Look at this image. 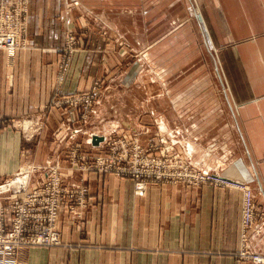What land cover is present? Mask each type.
I'll return each instance as SVG.
<instances>
[{"label":"crops","instance_id":"0c3cea01","mask_svg":"<svg viewBox=\"0 0 264 264\" xmlns=\"http://www.w3.org/2000/svg\"><path fill=\"white\" fill-rule=\"evenodd\" d=\"M126 1L125 8L132 9L136 2L141 14V26L136 29L142 30L143 43L149 45L146 59L151 61L155 55L165 68L171 59L177 65L184 63V57L199 58L198 68L192 66L193 73L205 75L200 89L210 90L208 97L216 103L213 107L218 105V83L226 93L228 106L201 118L183 112L190 105L183 98L185 94L173 101V107L182 123L205 122L198 128L201 132L223 126L230 139L231 132L238 133L240 148L229 144L209 149L206 139L199 137L195 145L184 133L180 150L209 166L221 162L220 154L230 152L233 159L241 152L245 160L243 178L259 184L262 201L257 199V204L264 209V0H156L155 5L148 0ZM60 10V0H31L30 46L14 56L0 51V180L30 164L59 163L67 180L78 182L83 176L91 191L90 203L81 225L69 214L60 220L64 241L74 246H31L20 253V264H264L253 256L240 255L244 249V194L239 189L210 185L193 189L169 183L152 187L147 196L136 197L132 194L134 181L129 178L107 172L83 173L72 166L67 147L70 142L80 141L88 152L101 150L99 146L92 148L85 125L76 135L72 130L64 133L76 125L70 107L45 109L54 96ZM165 11L183 13L186 21L172 32L164 27ZM134 22L132 19L131 30L135 29ZM146 35L152 38L146 40ZM90 80V73H85L79 83L75 70H71L64 89L73 92L76 85L84 87ZM196 98L191 101L198 107ZM102 106L104 110L106 106ZM149 112L152 123L157 111ZM99 116L102 123L110 122L105 115ZM163 117L158 121L166 126L171 120L168 113ZM42 119L44 131L38 136V121ZM112 121L128 127V120ZM59 126L66 128L55 133ZM104 137L106 141L107 135ZM251 239V248L264 254V230Z\"/></svg>","mask_w":264,"mask_h":264},{"label":"rangeland","instance_id":"374dc122","mask_svg":"<svg viewBox=\"0 0 264 264\" xmlns=\"http://www.w3.org/2000/svg\"><path fill=\"white\" fill-rule=\"evenodd\" d=\"M30 1L27 0L26 6L25 38L27 40V47L30 46L28 36ZM148 1L149 4L155 5L156 3V0ZM63 2L66 3L63 4ZM126 4V0H91L90 2L85 0H60L61 39L55 45V49H57V53L59 54L55 69L57 74L53 82L54 96L45 107L46 112L50 111L53 107H70L74 111L76 125L73 129L66 130L64 133L70 134L68 131L72 130L71 134L76 135L77 132H82L79 130L85 125V133L91 137L90 142L92 143V148L99 146L101 151L104 150L106 155L110 156L109 163L118 165L125 158L124 166L133 169L138 162L142 161L138 165V168L134 170L139 172V177L144 183H147L148 193L152 187L174 183L183 186H192L193 189L200 188V185L225 188L233 187L239 189L243 194L246 190L245 184H248L247 186H250L254 191L256 204L257 199L261 202L262 198H259V196L261 197L259 184L257 182L252 183L248 179L243 178V173H245V160L240 156L241 152L237 158L232 156L233 159L230 157L232 155L230 152L220 154V158L223 157V159L221 158V162L215 163L214 166H209L196 161L193 154L190 153L188 155L180 150V142L181 140L183 141L184 133L188 136L187 138L189 140L195 142V145L199 137L206 139L205 143L209 149L214 150V148L219 146L228 147L229 144L240 148L241 140L238 133L235 132L236 134H234L231 132L232 137L230 139L229 135L224 132L226 129H222L223 126H215L216 129L211 130V134L209 132H201L198 128L199 126H203L205 122L198 124L192 122L188 124L182 123L179 116H177L176 107H173V101L178 100L180 95L185 94L183 98L187 99L186 101L190 105H187L183 112H186V115L190 117L197 116V118H201L203 115L223 109V105L227 107L226 93L222 91L220 83H218V94H215L218 98V105H216L218 109L214 108L216 107H213L216 104L214 103V99L208 97L210 90L203 89L201 91L200 89L203 86H200L199 83L201 80L205 81V78H203L205 75L193 73V68H198L199 66L197 63L199 58L196 59L195 57V59H192L191 56L189 58L184 57V63L181 62L177 65L176 60L171 59L172 61H169L170 64H168L169 62L165 64V68L162 67V64L155 55L152 56L153 60L151 61L146 59L149 53V45L145 46L143 43L142 30L136 29V27L141 26V14L137 13L138 8L136 7V2L131 6L132 9L125 8ZM167 7L165 5V8ZM127 11L132 12L135 16H131ZM169 12L166 13L164 27H169L174 32L180 27L181 23L186 21H183L185 14L182 13L181 15L178 12ZM132 19L133 22L135 21V29L133 28L131 30L130 26L133 25ZM156 32L157 29H154L153 33ZM151 38L152 36H145L146 40H150ZM25 48H21L20 50ZM167 64L168 66L166 67ZM192 66L194 67L192 68ZM71 70H75L76 81L79 83L82 75L90 73V83L81 88H79V85H76L78 88L73 92L66 91L64 85L68 73ZM178 72L180 75L176 74ZM215 79L219 82V76L216 74ZM206 82L208 83L209 79ZM197 83L199 85L193 89V85ZM83 95L87 100L83 98ZM67 97H74V104L65 103ZM195 97L198 98V107L191 101ZM102 103L106 106L104 110ZM212 107L213 109H211ZM153 109L157 112L152 118L153 121L151 123L149 111ZM167 113L168 119L171 122L169 121L170 123L165 126L159 123L158 120H164L165 117L163 115ZM100 114L102 118L103 115L108 117L109 119L107 120L110 122L102 123ZM122 119L128 120L125 121L128 127H123L120 124L117 126L112 121H122ZM44 126L43 119L41 121L39 120L37 127L38 136L43 133ZM23 127L26 129L25 126ZM65 128L59 126L55 133H62ZM197 130L198 132H196ZM94 135L103 137V140H105L104 135H107V142L109 140L110 142L107 143L102 140L103 142L95 143L93 139ZM39 143L38 141V145ZM65 145H67L66 142L63 144V147ZM67 147L69 150V160L72 166L78 169L80 168L75 164L81 165L83 163L81 160L83 154H89L87 155L88 159L90 162H93L95 156L101 153V151L92 153L84 150V146L80 141H72ZM186 147L191 148L192 146L186 143ZM61 149L59 148V150ZM39 151L40 148H38ZM135 151H137V155L134 153ZM121 155L123 157L120 159L119 157ZM153 159L156 161L159 160L161 165L159 167L154 166L153 168L145 167L147 163L148 166H151ZM47 164L58 167L65 184L79 187L84 186L85 180L83 176L78 182H71L62 173L59 163L48 162ZM81 171L103 173L97 169H81ZM108 173H113L114 176L116 175L120 179L129 178L134 181L132 192L134 196L148 195V193L146 195L138 193L136 189V182L138 181L136 172H133L134 175L129 174V176L118 175L110 171ZM215 173L227 179L240 181V184L232 182L229 184L218 183L212 177ZM38 175L39 181L41 173H38ZM184 177L191 182L184 181ZM201 177H205V179ZM110 193H108V197L112 199ZM89 203L90 200L88 202L78 201L74 205V209L67 207L61 213L56 225L57 230L61 234V241L59 243L38 246L48 248L66 245L71 246L72 244L66 243L63 239L60 220L65 214H69V216L72 215L70 216L72 220L77 222L78 225H81L84 212L88 208ZM256 207L257 220L254 222L255 229H249L245 233H242L244 237H242V240H244L243 251L246 253V256H260L264 258L263 253L251 248V237L254 234H261L264 230V209H260L258 204ZM19 255L17 264H20Z\"/></svg>","mask_w":264,"mask_h":264},{"label":"built area","instance_id":"2783aa9c","mask_svg":"<svg viewBox=\"0 0 264 264\" xmlns=\"http://www.w3.org/2000/svg\"><path fill=\"white\" fill-rule=\"evenodd\" d=\"M26 6L27 0H0V51H7L10 56L27 47ZM83 98L87 100L84 95ZM74 102V97L65 99V103ZM109 142L110 140L107 143ZM101 153L103 154L100 155ZM101 153L95 156L93 162L88 159L89 154H83V163L75 165L82 170L97 169L103 173L110 171L118 175L129 176L136 172L138 193H148L147 183H144L139 177V172L134 170L142 161L132 169L124 166L125 158L120 161L123 165H113L109 163L110 156L106 155L104 150ZM134 153L137 155V151ZM122 157L121 155L119 158ZM147 164L145 167L148 168L161 165L160 161L155 159L152 160V167ZM38 173H41L39 181L34 178ZM212 177L218 183L240 184V181L227 179L218 173ZM184 181L191 182L186 177ZM247 185L245 184L246 190L243 193V233L249 229L254 230V222L257 220L255 194ZM89 195V187L86 184L82 187L65 184L58 167L49 164H30L0 180V264H17L18 255L28 247L59 243L61 234L56 225L61 213L67 207L74 209L78 201L88 202ZM242 255L246 256V253L243 251ZM254 258L259 263L264 261L260 256Z\"/></svg>","mask_w":264,"mask_h":264},{"label":"water","instance_id":"95a60500","mask_svg":"<svg viewBox=\"0 0 264 264\" xmlns=\"http://www.w3.org/2000/svg\"><path fill=\"white\" fill-rule=\"evenodd\" d=\"M93 139H94V142L95 143H98L100 142L101 140H103V137L99 136V135H94L93 136Z\"/></svg>","mask_w":264,"mask_h":264}]
</instances>
